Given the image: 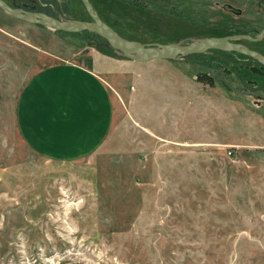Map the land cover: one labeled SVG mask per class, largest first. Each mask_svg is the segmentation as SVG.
I'll return each mask as SVG.
<instances>
[{"label": "rangeland", "instance_id": "obj_1", "mask_svg": "<svg viewBox=\"0 0 264 264\" xmlns=\"http://www.w3.org/2000/svg\"><path fill=\"white\" fill-rule=\"evenodd\" d=\"M92 2L140 41L264 27V0ZM17 4L90 18L83 0ZM240 41L264 52V36ZM85 45L126 57L86 29L52 28L0 7V264H264L260 62L218 49L130 58L102 143L74 160L43 156L21 134L20 91Z\"/></svg>", "mask_w": 264, "mask_h": 264}, {"label": "crops", "instance_id": "obj_2", "mask_svg": "<svg viewBox=\"0 0 264 264\" xmlns=\"http://www.w3.org/2000/svg\"><path fill=\"white\" fill-rule=\"evenodd\" d=\"M128 59L85 45L29 77L17 104L18 124L28 145L57 160L93 152L113 123L115 83L122 90L128 87L122 77L127 76L122 68Z\"/></svg>", "mask_w": 264, "mask_h": 264}, {"label": "water", "instance_id": "obj_3", "mask_svg": "<svg viewBox=\"0 0 264 264\" xmlns=\"http://www.w3.org/2000/svg\"><path fill=\"white\" fill-rule=\"evenodd\" d=\"M90 18L70 19L53 15L45 10H34L24 8L19 4L9 3L7 0H0V7L10 15H14L23 20L44 24L52 28L66 31H81L89 29L103 35L113 48L119 49L126 57L137 61L157 59V57L177 58L187 53H200L210 49L236 50L246 53L255 59H259L264 64V52L253 48L240 39L247 38L258 40L264 36V27L259 29L258 35H254L252 30L244 29L243 32L229 34L201 35L200 37L190 36L186 39L171 41H140L121 34L114 26L96 11L92 0H83ZM241 12V10H238Z\"/></svg>", "mask_w": 264, "mask_h": 264}, {"label": "trees", "instance_id": "obj_4", "mask_svg": "<svg viewBox=\"0 0 264 264\" xmlns=\"http://www.w3.org/2000/svg\"><path fill=\"white\" fill-rule=\"evenodd\" d=\"M115 27V26H114ZM116 28V27H115ZM117 29V28H116ZM87 31H89V32H92V33H94V34H96V35H98V37L100 36L101 38H103L107 43H108V45H109V48L110 49H115V48H113L111 45H110V43L108 42V40L103 36V35H100V34H98V33H96L95 31H91V30H89V29H86ZM118 30V29H117ZM240 32H242V31H240ZM247 39V38H246ZM250 40V39H249ZM101 49H103L104 51H106V52H110L109 50H107V49H105V48H101ZM215 49H218V50H223V49H219V48H215ZM226 51H228V50H226ZM233 51H236V50H233ZM236 52H239V51H236ZM112 53V52H111ZM239 53H241V52H239ZM120 54L121 55H123V56H125L122 52H120ZM241 54H246V53H241ZM246 55H248V54H246ZM248 56H250V55H248ZM251 58H253V59H255L254 57H252V56H250ZM255 60H257V59H255ZM257 62L259 63L260 62V64H261V66H262V68H264V64L258 59L257 60ZM254 68H255V70H258V69H260L261 70V68L260 67H258V66H254ZM261 71H263V70H261Z\"/></svg>", "mask_w": 264, "mask_h": 264}, {"label": "flooded vegetation", "instance_id": "obj_5", "mask_svg": "<svg viewBox=\"0 0 264 264\" xmlns=\"http://www.w3.org/2000/svg\"><path fill=\"white\" fill-rule=\"evenodd\" d=\"M8 1V0H7ZM22 0H12L13 4H17V2H20ZM9 2V1H8ZM10 3V2H9Z\"/></svg>", "mask_w": 264, "mask_h": 264}]
</instances>
